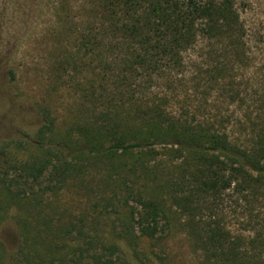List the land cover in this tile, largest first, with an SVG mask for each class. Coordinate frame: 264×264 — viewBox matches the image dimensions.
I'll list each match as a JSON object with an SVG mask.
<instances>
[{"label":"trees","instance_id":"obj_1","mask_svg":"<svg viewBox=\"0 0 264 264\" xmlns=\"http://www.w3.org/2000/svg\"><path fill=\"white\" fill-rule=\"evenodd\" d=\"M54 2L44 30L53 60L46 92L71 93L75 119L57 133L48 102L36 104L37 154L3 166L6 191L25 200L94 172L92 179L102 175L96 188L120 192L108 200L127 210L125 231L154 239L167 227L168 208L182 216L206 264H264V218L249 234H234L218 213L226 196L249 215L264 205V94L256 87L253 100L246 87L256 81L237 83L256 60L249 16L264 0ZM187 87L193 98H180ZM228 105L236 112L223 110ZM162 163L171 167L167 176ZM93 242L80 240L68 264H114L93 252Z\"/></svg>","mask_w":264,"mask_h":264},{"label":"rangeland","instance_id":"obj_2","mask_svg":"<svg viewBox=\"0 0 264 264\" xmlns=\"http://www.w3.org/2000/svg\"><path fill=\"white\" fill-rule=\"evenodd\" d=\"M54 1L0 0V174L3 166L6 169L17 166L37 154L35 136L41 117L36 104L48 102L57 133L66 131L75 119L71 93L66 90L57 93L59 87L50 96L46 92L49 81L45 71L48 65L50 71L53 60H46L52 41L44 30L48 21L54 20L55 11L50 10V5L56 4ZM249 19L258 37L253 41L259 40L251 43L256 60L238 76L237 83L255 80L256 85L246 89L253 96L250 98L256 100L264 94V4L255 8ZM8 71L14 73L15 80H11ZM256 87L259 94L254 96ZM192 92L187 87L180 91V98L186 95L193 98ZM235 107L228 105L223 110L231 112ZM156 152L163 150L157 148ZM116 160L124 164L130 159ZM160 161L168 162L163 154ZM170 169L166 163L159 165L160 173L165 176ZM93 173L86 171L82 181L71 178L61 189L53 185L52 192L41 196L29 194L25 200L13 198L0 180V264H68L79 241L88 238L95 240L93 252L114 264H206L202 253L190 244L182 216L174 210L166 208L167 227L154 239L125 231L129 220L127 210L114 199L108 200L120 192L96 188L102 175L96 174L92 179ZM8 174L13 177L19 172ZM83 181L87 182L88 192L84 191ZM44 186L40 184V188ZM218 213L232 233L247 235L249 232L245 231L264 218V205L254 207L249 215L244 206L226 196ZM31 246L38 250V255L33 254ZM60 258L64 260L59 262Z\"/></svg>","mask_w":264,"mask_h":264}]
</instances>
